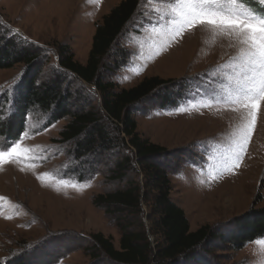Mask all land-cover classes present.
<instances>
[{
  "label": "rangeland",
  "instance_id": "obj_1",
  "mask_svg": "<svg viewBox=\"0 0 264 264\" xmlns=\"http://www.w3.org/2000/svg\"><path fill=\"white\" fill-rule=\"evenodd\" d=\"M120 1L0 0V29L7 39L42 57L46 65L40 77L48 81L62 75L57 47L67 45L74 61L84 64L96 24ZM174 2L140 0L109 53L111 71H102V78L125 89L149 77L174 81L132 111L139 136L170 153L154 162L168 170L170 199L183 210L190 231L208 225L214 234L221 233L195 250L187 264H264V244L257 243L264 237L241 248L225 241L238 230L236 223L264 209V102L241 152V131L247 135L250 123L247 110L226 102L222 87H235L227 77L241 63L242 46L200 26L173 37L166 13ZM241 2L264 15V0ZM115 59L124 64L115 69ZM24 71L23 65L0 70V150L19 142L35 158L0 165V264H113L88 251L90 235L110 237L118 249L121 234L92 199L125 187L127 181L144 187L143 175L136 166L137 174L131 170L124 183L109 180L121 158L130 155L118 146L76 158L73 144L55 142L67 118L50 123L48 115L28 113L19 132L17 94ZM62 77L78 97L91 95L105 117L94 86ZM3 123L6 132H1ZM141 206L148 213L150 203L143 199ZM144 225L154 247L162 240L150 234L146 219Z\"/></svg>",
  "mask_w": 264,
  "mask_h": 264
},
{
  "label": "trees",
  "instance_id": "obj_2",
  "mask_svg": "<svg viewBox=\"0 0 264 264\" xmlns=\"http://www.w3.org/2000/svg\"><path fill=\"white\" fill-rule=\"evenodd\" d=\"M139 5L140 0H122L102 16L95 26L84 64L74 61L70 48L60 44L57 53L62 75L48 81L40 77L46 65L42 57L36 51L20 46L15 40L7 39L0 29V70L24 66L17 94L19 132L28 113L48 115L50 123L67 118L55 142L73 144L72 152L76 158L88 159L99 151L108 152L118 146L130 155L121 158L110 173L109 180L124 183L131 170L137 174L136 166L140 169L138 174L143 175L144 187L138 182L127 181L125 187H118L92 199L93 207L111 216L121 234L118 249H115L110 237H104L101 233L90 235L92 246L88 251L92 250L94 256L101 253L113 264H187L186 259H191L195 250L212 237L221 238V233L214 234L208 225L190 231L183 210L170 199L168 170L154 162L170 153L139 136L132 111L133 107L146 102L174 81L149 77L125 89L102 78V71H111L107 66L109 53L136 15ZM122 64L118 63V59L113 62L115 69ZM63 75L94 86L105 117L96 111L92 96L82 93L78 97L65 85ZM7 123L1 125V132H6L4 127ZM109 127L116 135L107 131ZM133 159L135 167L132 166ZM143 199L150 203L148 213L142 210ZM144 219L148 222L150 234L160 236L162 240L155 241L154 247L145 230ZM236 228L238 230L225 241L237 248L263 238L264 209L246 215L236 223Z\"/></svg>",
  "mask_w": 264,
  "mask_h": 264
},
{
  "label": "snow or ice",
  "instance_id": "obj_3",
  "mask_svg": "<svg viewBox=\"0 0 264 264\" xmlns=\"http://www.w3.org/2000/svg\"><path fill=\"white\" fill-rule=\"evenodd\" d=\"M168 8L167 26L173 37L181 35L185 29L200 26L234 38L242 46L241 63L227 77L235 87L231 90L222 87V91L226 93V102L247 110L250 123L247 135L243 129L241 131L240 144V151H244L261 102H264V15L254 14L241 0H175ZM30 151L22 150L19 142H13L0 150V165L35 159L27 156ZM241 158L237 156V159ZM235 167L239 164L236 163ZM257 243L264 244V240Z\"/></svg>",
  "mask_w": 264,
  "mask_h": 264
},
{
  "label": "bare ground",
  "instance_id": "obj_4",
  "mask_svg": "<svg viewBox=\"0 0 264 264\" xmlns=\"http://www.w3.org/2000/svg\"><path fill=\"white\" fill-rule=\"evenodd\" d=\"M255 170V169H254ZM250 171V170H249Z\"/></svg>",
  "mask_w": 264,
  "mask_h": 264
}]
</instances>
